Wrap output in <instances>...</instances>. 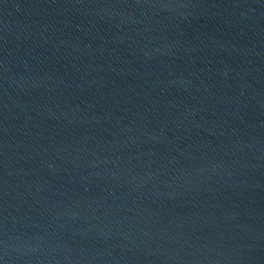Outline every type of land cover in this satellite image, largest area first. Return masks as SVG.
Masks as SVG:
<instances>
[{"label":"water","instance_id":"water-1","mask_svg":"<svg viewBox=\"0 0 264 264\" xmlns=\"http://www.w3.org/2000/svg\"><path fill=\"white\" fill-rule=\"evenodd\" d=\"M0 264H264V0H0Z\"/></svg>","mask_w":264,"mask_h":264}]
</instances>
